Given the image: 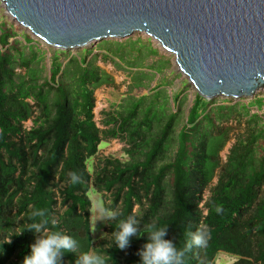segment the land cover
Listing matches in <instances>:
<instances>
[{
    "label": "trees",
    "instance_id": "1",
    "mask_svg": "<svg viewBox=\"0 0 264 264\" xmlns=\"http://www.w3.org/2000/svg\"><path fill=\"white\" fill-rule=\"evenodd\" d=\"M62 51L54 49L49 78L42 83L37 82L36 67L28 64L32 58L20 52L26 68L15 74L14 58L0 52V264H22L38 235L30 229L33 223L40 224L42 232L73 237L77 248L64 253L61 264H75L78 256L91 248L86 196L90 187L97 192L113 189L110 205L119 202L106 227L112 245L101 249L105 264H119L121 257L126 264H140L137 252L153 224L166 229L165 238L185 252L184 264H211L220 251L234 256L230 264H264V147L258 143L264 138V121L258 124V114L249 115L220 164L217 153L227 137V123L247 115L248 104L212 105L195 94L168 158L176 113L160 122L163 103H155L159 92L142 107L144 96L125 106L123 114L109 115L104 120L107 127L99 129L92 119L91 92L93 87L108 84L110 76L93 62L81 60L71 62L69 81L59 84L55 54ZM177 97L173 96L174 103ZM255 100L260 103V98ZM34 108L38 114L25 129L23 122L33 116ZM117 118V126L109 127ZM119 131H124L132 144L126 153L137 157L125 163L104 158L89 173L85 161L95 153L100 135L114 137ZM216 168V181L209 188L203 214L197 204ZM73 172L81 177V183L71 182ZM166 174L171 177L167 186L163 182ZM58 183L62 184L64 209L54 217L52 188ZM147 196L146 208L136 217L140 223L137 236L130 238L123 253L114 241L118 223L132 216V205ZM40 210L44 216L31 218ZM197 230L208 234L207 246L188 249L189 233Z\"/></svg>",
    "mask_w": 264,
    "mask_h": 264
},
{
    "label": "water",
    "instance_id": "2",
    "mask_svg": "<svg viewBox=\"0 0 264 264\" xmlns=\"http://www.w3.org/2000/svg\"><path fill=\"white\" fill-rule=\"evenodd\" d=\"M45 45L69 50L142 32L196 94L252 96L264 82V0H1Z\"/></svg>",
    "mask_w": 264,
    "mask_h": 264
},
{
    "label": "rangeland",
    "instance_id": "3",
    "mask_svg": "<svg viewBox=\"0 0 264 264\" xmlns=\"http://www.w3.org/2000/svg\"><path fill=\"white\" fill-rule=\"evenodd\" d=\"M0 52L11 55L14 58L12 71L15 74H22L25 70V65L19 59V53L22 56L28 57L32 60L28 64L35 66L37 72V82L42 83L48 80L51 69V60L55 48L49 47L42 43L39 39L35 38L27 29L22 28L18 23L10 18L6 12L3 2L0 0ZM118 48V49H115ZM153 52H150L152 51ZM56 63H59V72L55 76V80L60 83L69 81L71 75L72 63L85 61L93 62L101 70L110 76L108 84H100L92 88V106L91 114L92 119L99 129H105L107 126L104 120L108 119L109 115H116L122 112L123 108L129 103L137 100L140 96H144L142 105H145L149 99H152L155 92H159L155 99V103H163V115L160 122L164 121L166 116L175 112V117L171 126L172 140L169 144L171 151L167 152L166 157L170 158L171 152L175 149V134L179 128L185 124L187 110L189 109L196 92L186 82L185 77L181 74L175 63L173 56L168 54L161 48L158 43L143 34L142 32H135L123 38H107L93 43H88L84 47L63 50L62 53H56ZM72 62V63H71ZM27 64V61H26ZM62 70L66 74L62 75ZM158 85L156 89L154 86ZM258 87V88H257ZM250 97L240 96L237 98L215 96L211 99H205L212 105L217 104H233L236 107L240 104H248L247 115L239 116L229 121L227 124L230 127L227 132V137L223 146L219 149L218 161L221 164L226 157L228 148L233 143L236 136L242 132L246 119L251 113L258 114V124L264 121V84L257 86ZM47 86L43 85V89ZM177 94V102L174 103L173 96ZM260 98L258 104L255 99ZM28 101H32L28 99ZM239 112H241L239 110ZM35 114H38V109H33V116L23 122V128L27 129L31 125V119ZM140 114H136L139 117ZM119 119L108 124L109 127H116ZM155 130V129H154ZM136 143L140 144L141 141L137 137ZM261 147H264V138L258 140ZM128 136L124 131H119L114 137H103L100 135V141L96 146V151L93 155L88 157L85 161L86 169L89 173H93L95 167L104 158L117 159L121 163L130 161L132 158L126 153V149L130 147ZM261 152V151H260ZM165 157V158H166ZM218 168H216L213 177L209 184L204 188L201 193V199L197 206L205 213L204 202L209 195V188L215 183ZM18 171L14 173L16 175ZM133 180L136 182L137 177ZM171 180L169 174L163 178V182L167 186ZM61 183L53 187V216L56 217L63 209L64 205L61 204L60 189ZM264 190V185L262 186ZM113 191V189H112ZM96 191L90 187L86 196L89 201L87 208V217L90 226L91 248L89 251L95 252L101 256H105L101 249L112 245L108 241L110 233L106 231L108 221L112 219L113 213L119 209V202L110 205L113 200V192ZM149 196L142 197L140 204H133L131 208V215L137 220L136 217L142 215L143 210L148 204ZM19 217L15 220L17 225ZM152 220L153 218H149ZM17 227L15 226L13 230ZM44 230L42 233H45ZM103 239L107 241L102 242ZM123 253L127 252V247L122 249ZM234 256L226 252H217L211 264H230ZM119 264H126L123 257L119 258Z\"/></svg>",
    "mask_w": 264,
    "mask_h": 264
},
{
    "label": "clouds",
    "instance_id": "4",
    "mask_svg": "<svg viewBox=\"0 0 264 264\" xmlns=\"http://www.w3.org/2000/svg\"><path fill=\"white\" fill-rule=\"evenodd\" d=\"M71 182L76 184L81 183L82 180L77 173L73 172ZM44 215V211L40 210L33 212L31 218ZM30 229L38 235L30 246V253L24 256L22 264H61L62 255L74 252L77 248V241L70 235L59 232L42 233L41 225L38 223H33ZM137 232L135 217L129 216L126 220H120L114 233L116 246L125 249L129 246L130 238L137 236ZM166 235V229L158 228L155 224L150 226L147 241L137 252L141 258L140 264H184L185 252L178 250L172 239L165 238ZM189 235L188 249L207 246L209 237L205 231L197 230ZM75 264H105V260L101 255L88 251L80 254Z\"/></svg>",
    "mask_w": 264,
    "mask_h": 264
},
{
    "label": "bare ground",
    "instance_id": "5",
    "mask_svg": "<svg viewBox=\"0 0 264 264\" xmlns=\"http://www.w3.org/2000/svg\"><path fill=\"white\" fill-rule=\"evenodd\" d=\"M264 84V82H262L260 85H263ZM258 88V87H257Z\"/></svg>",
    "mask_w": 264,
    "mask_h": 264
}]
</instances>
